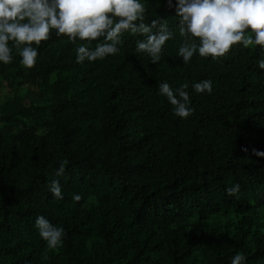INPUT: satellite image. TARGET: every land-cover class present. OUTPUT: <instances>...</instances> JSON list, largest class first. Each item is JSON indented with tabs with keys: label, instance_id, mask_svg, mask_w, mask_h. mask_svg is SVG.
<instances>
[{
	"label": "trees",
	"instance_id": "16d2710c",
	"mask_svg": "<svg viewBox=\"0 0 264 264\" xmlns=\"http://www.w3.org/2000/svg\"><path fill=\"white\" fill-rule=\"evenodd\" d=\"M141 2L146 23L163 17L174 33L157 64L130 33L116 54L77 63L85 41L55 31L32 68L15 47L0 63V264H230L238 252L264 264V48L184 63L175 10ZM204 79L211 94L191 87ZM160 81L189 85L187 118ZM39 215L64 228L62 244L46 246Z\"/></svg>",
	"mask_w": 264,
	"mask_h": 264
},
{
	"label": "clouds",
	"instance_id": "9594fccd",
	"mask_svg": "<svg viewBox=\"0 0 264 264\" xmlns=\"http://www.w3.org/2000/svg\"><path fill=\"white\" fill-rule=\"evenodd\" d=\"M179 18V33L184 38L177 55L188 63L198 54L213 60L225 56L234 45L242 43L247 48L259 45L264 48V0H167ZM145 7L141 0H0V63L12 61L13 47L18 51L21 64L32 68L38 59V47L55 31L57 36L66 35L70 41H85L76 51V62L96 61L119 52L125 33L141 35L136 41V52H145L151 63L161 60L166 41L173 38L167 19L159 17L146 23ZM254 32V38L246 35ZM94 48H90L92 42ZM12 42L11 46L10 43ZM264 70V56L257 61ZM188 84L173 88L166 81L158 83L159 93L173 106L174 114L187 118L192 112ZM196 93L211 94L213 82L204 79L191 85ZM264 157V151L254 150ZM68 160L57 169L61 176ZM49 190L56 199H62V187L53 179ZM229 196L240 192V185L228 187ZM79 201L81 196L74 194ZM35 227L49 248L63 243L65 230L54 225L44 215L35 220ZM230 264H246V256L236 253Z\"/></svg>",
	"mask_w": 264,
	"mask_h": 264
}]
</instances>
